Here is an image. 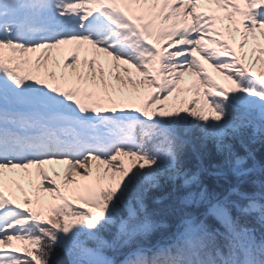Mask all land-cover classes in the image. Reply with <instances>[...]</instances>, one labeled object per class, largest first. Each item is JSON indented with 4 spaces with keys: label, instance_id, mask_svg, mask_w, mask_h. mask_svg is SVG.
I'll use <instances>...</instances> for the list:
<instances>
[{
    "label": "snow or ice",
    "instance_id": "1",
    "mask_svg": "<svg viewBox=\"0 0 264 264\" xmlns=\"http://www.w3.org/2000/svg\"><path fill=\"white\" fill-rule=\"evenodd\" d=\"M0 264H264V0H0Z\"/></svg>",
    "mask_w": 264,
    "mask_h": 264
},
{
    "label": "rangeland",
    "instance_id": "2",
    "mask_svg": "<svg viewBox=\"0 0 264 264\" xmlns=\"http://www.w3.org/2000/svg\"><path fill=\"white\" fill-rule=\"evenodd\" d=\"M225 23H226V22H225ZM202 62H203V61H202ZM206 66H208V65L206 64ZM57 71H59V70L57 69ZM190 80H191V76H190V74L185 73V82H186V83H190ZM52 167H55L57 171H61V169H62V166L54 165V166H52ZM48 174H49V175H52L51 171H49ZM54 178H55V177H54Z\"/></svg>",
    "mask_w": 264,
    "mask_h": 264
},
{
    "label": "trees",
    "instance_id": "3",
    "mask_svg": "<svg viewBox=\"0 0 264 264\" xmlns=\"http://www.w3.org/2000/svg\"><path fill=\"white\" fill-rule=\"evenodd\" d=\"M216 80H217L218 83H222V84H226L227 83L226 81L223 80V78L220 75L217 76Z\"/></svg>",
    "mask_w": 264,
    "mask_h": 264
}]
</instances>
